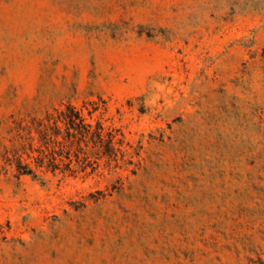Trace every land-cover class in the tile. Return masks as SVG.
<instances>
[{
    "label": "rangeland",
    "instance_id": "rangeland-1",
    "mask_svg": "<svg viewBox=\"0 0 264 264\" xmlns=\"http://www.w3.org/2000/svg\"><path fill=\"white\" fill-rule=\"evenodd\" d=\"M97 97L116 162L0 159V264H264V0H0V153L11 114Z\"/></svg>",
    "mask_w": 264,
    "mask_h": 264
},
{
    "label": "trees",
    "instance_id": "trees-1",
    "mask_svg": "<svg viewBox=\"0 0 264 264\" xmlns=\"http://www.w3.org/2000/svg\"><path fill=\"white\" fill-rule=\"evenodd\" d=\"M83 103V109L72 102H61L41 114L18 111L2 122L0 159L2 169L17 175L43 180L52 176L85 175L87 169L101 158L117 160L123 149L124 137L101 119L106 101ZM97 114L95 119L93 115Z\"/></svg>",
    "mask_w": 264,
    "mask_h": 264
}]
</instances>
